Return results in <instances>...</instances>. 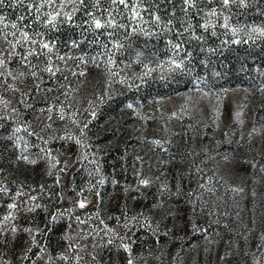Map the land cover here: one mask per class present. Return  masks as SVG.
<instances>
[{"label":"trees","instance_id":"16d2710c","mask_svg":"<svg viewBox=\"0 0 264 264\" xmlns=\"http://www.w3.org/2000/svg\"><path fill=\"white\" fill-rule=\"evenodd\" d=\"M246 2L247 8L222 10L219 0H189L194 7L184 0H6L0 7V223L3 215L7 221L0 224V264H125L130 252L165 262L177 243L174 231L179 249L196 264L208 257L206 235L262 227L264 194L239 190L207 170L215 153L206 152L208 136L184 128L175 136H144L142 111L188 91L229 98L247 90L260 107L264 80L253 64L264 61V34L252 29L264 28V0ZM93 17L115 23L96 29ZM21 145L37 158L34 180L26 161L17 160ZM143 147L150 154L141 168ZM49 153L60 161L54 169ZM174 157L170 168L166 161ZM151 212L176 214L181 222L189 214L199 224L170 226L164 217L166 224L130 225L136 214ZM136 257L134 264L143 261Z\"/></svg>","mask_w":264,"mask_h":264},{"label":"rangeland","instance_id":"374dc122","mask_svg":"<svg viewBox=\"0 0 264 264\" xmlns=\"http://www.w3.org/2000/svg\"><path fill=\"white\" fill-rule=\"evenodd\" d=\"M254 70L264 80V61H254ZM229 98L220 97L203 92H184L179 96L170 97L164 100L167 106H159L149 109L143 108L147 122L145 127L147 133L144 136H175L180 128L192 132V136H208L207 153L214 149V156L208 163L207 170L221 174L222 178L239 190H259L264 194V98L260 107L254 108L249 101L247 90H234L228 95ZM257 110V111H255ZM195 130H201L202 134L197 135ZM6 153V152H5ZM140 167L144 166L146 156L150 154L147 147L138 150ZM17 160H25L29 170L30 179L38 176V162L35 154L28 146L21 145L16 154ZM174 160L166 161L167 166L172 168ZM9 164V163H8ZM182 166L181 162H178ZM8 175L7 168L3 171ZM5 182L1 183L4 185ZM155 210H163V206H156ZM176 214L162 213H140L130 225L148 226L166 224L164 217H168L170 226L186 225L188 223L199 224L196 218L183 214V222L176 221ZM0 224L7 221L6 215L1 216ZM229 223L228 221H223ZM232 223V222H231ZM136 231L135 229L133 232ZM154 234L160 231L153 230ZM163 232V231H162ZM177 231H174V241L177 242L167 253L165 262L158 261L150 263L143 260L144 253L132 254L129 259L140 258L138 264H191L187 261L185 254L179 249L180 240ZM211 246L207 259L200 260L196 264H264V248L260 251L257 245L264 241V224L258 229L241 231L234 229L217 235H206ZM82 251L76 252V256L83 255ZM87 254V253H86ZM63 256H67L64 253ZM123 256V254H120ZM203 255H199L201 258ZM223 257V259H220ZM18 264V263H15ZM81 264H87L83 262ZM128 264V261L125 263ZM134 264V262H133Z\"/></svg>","mask_w":264,"mask_h":264},{"label":"snow or ice","instance_id":"6c2138e0","mask_svg":"<svg viewBox=\"0 0 264 264\" xmlns=\"http://www.w3.org/2000/svg\"><path fill=\"white\" fill-rule=\"evenodd\" d=\"M7 2L10 3V0H7ZM219 2L221 4L222 10H230V7L232 5H236V6L241 7V8H247V7H249V4L246 2V0H219ZM259 2H260V0H257V3L258 4H259ZM5 3H6V0H0V7H3L5 5ZM120 3L121 4H124L125 3V0H120ZM184 3L188 7H194L195 6L194 3H189V0H184ZM261 14L264 15V9H261ZM210 15L217 16L218 13H217L216 9H212L210 11ZM0 19H2V17H0ZM93 23H94V26H95L96 29H101L102 27H107L109 25L114 24L115 22L114 21H108L104 25H102L100 19H96L95 17H93ZM11 26H12V28H16V24H12ZM224 26L227 27L228 26L227 23H225ZM202 27H204L205 31H207L208 24L205 23ZM232 31H233V33H235L236 32V29L233 28ZM252 31L259 32L261 34H264V28H253ZM24 35H25V37H27V34L26 33ZM213 35H215V33H213ZM42 47L43 48H48L50 50L49 45L46 44V43L43 44ZM177 47H179V45H177ZM29 55H32V53H29ZM3 64H4V61L3 60H0V65H3ZM176 67H180V65L177 64ZM46 70L47 71H52L51 67L47 68ZM0 75H2V73H0ZM33 75H35V73H33ZM129 107H131V105H129ZM61 118H63V117H61ZM76 143L80 144L81 142L79 140H77ZM154 143L159 144V141H154ZM48 155H49V167L51 169L56 168L57 165L60 164V161L57 159L53 163L52 162V159H54V158H51L50 153ZM23 159L27 160L28 158L27 157H23ZM36 162H37L36 160H30L29 161V163H31V164H35ZM67 167H68V163L65 162L64 165H62L60 167V172L61 173H64L67 170ZM49 175H52L51 171L49 172ZM59 183H60V176H57L56 177V184L58 185ZM140 183L143 184V185H148L149 184V180L148 179H142V180H140ZM31 199H35V198L33 197ZM39 206H40L39 204L36 205V207H39ZM11 207L12 208H16L17 205L16 204H12ZM79 207L80 208H84L85 207V204L83 203V201H81L79 203ZM13 231H15V229H13ZM123 247H124V250L126 252L129 251V248H128L127 245H124ZM220 259H223V257H220ZM128 264H133L132 259H129L128 260Z\"/></svg>","mask_w":264,"mask_h":264}]
</instances>
